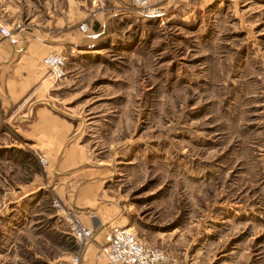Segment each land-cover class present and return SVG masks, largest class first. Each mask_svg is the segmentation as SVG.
<instances>
[{
    "label": "rangeland",
    "instance_id": "374dc122",
    "mask_svg": "<svg viewBox=\"0 0 264 264\" xmlns=\"http://www.w3.org/2000/svg\"><path fill=\"white\" fill-rule=\"evenodd\" d=\"M110 1L67 0V32L116 15L67 59V108L101 133L122 227L177 264H264V0H154L150 17ZM3 188L0 264H79L57 216L6 220Z\"/></svg>",
    "mask_w": 264,
    "mask_h": 264
},
{
    "label": "crops",
    "instance_id": "0c3cea01",
    "mask_svg": "<svg viewBox=\"0 0 264 264\" xmlns=\"http://www.w3.org/2000/svg\"><path fill=\"white\" fill-rule=\"evenodd\" d=\"M110 3L114 9L122 6L117 0ZM0 4L2 25L18 39L12 46L0 36V180L5 186L6 220L11 221L17 211L21 219L27 217L25 221L36 218L33 224L43 219L55 223L51 202L58 199L75 208L94 232V242L83 247L79 264H107L96 259L95 248L105 244L108 232L124 228L125 223L124 207L110 186V163L99 155L101 133L87 116L67 108L71 63L67 60L65 78L55 84L42 60L54 52L67 59L91 52L116 15H103L81 35L67 32V0H0ZM33 151L47 159L46 169ZM58 230V245H65L67 233ZM63 253L67 255V248ZM47 257L46 264H71L67 256Z\"/></svg>",
    "mask_w": 264,
    "mask_h": 264
},
{
    "label": "built area",
    "instance_id": "2783aa9c",
    "mask_svg": "<svg viewBox=\"0 0 264 264\" xmlns=\"http://www.w3.org/2000/svg\"><path fill=\"white\" fill-rule=\"evenodd\" d=\"M129 1L131 7L138 9L146 17L160 16L161 14L160 9L151 6L154 0ZM96 6L100 13L106 10L102 1L97 2ZM1 11L2 7L0 4V36L10 45L15 46L18 44V39L13 31L2 25ZM79 30L86 34L89 28L86 24H82L79 26ZM66 63L67 57L61 52L51 53L42 60L50 80L55 84L65 78ZM32 156L37 160L41 168L46 169L48 167L47 159L39 151H33ZM51 207L67 229L74 244L84 247L94 242L93 230L83 224L81 216L75 208L65 206L55 198L51 202ZM97 258L103 259L107 264H177L176 260L168 257L161 249L140 241L127 228H114L108 232L105 236V244L98 246ZM77 263V259L72 260V264Z\"/></svg>",
    "mask_w": 264,
    "mask_h": 264
}]
</instances>
